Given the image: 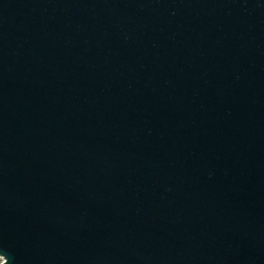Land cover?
Returning <instances> with one entry per match:
<instances>
[{"label": "water", "instance_id": "95a60500", "mask_svg": "<svg viewBox=\"0 0 264 264\" xmlns=\"http://www.w3.org/2000/svg\"><path fill=\"white\" fill-rule=\"evenodd\" d=\"M0 264H264V0H0Z\"/></svg>", "mask_w": 264, "mask_h": 264}, {"label": "rangeland", "instance_id": "374dc122", "mask_svg": "<svg viewBox=\"0 0 264 264\" xmlns=\"http://www.w3.org/2000/svg\"><path fill=\"white\" fill-rule=\"evenodd\" d=\"M3 258L0 256V263L2 262Z\"/></svg>", "mask_w": 264, "mask_h": 264}, {"label": "snow or ice", "instance_id": "6c2138e0", "mask_svg": "<svg viewBox=\"0 0 264 264\" xmlns=\"http://www.w3.org/2000/svg\"><path fill=\"white\" fill-rule=\"evenodd\" d=\"M4 264H7V261H5Z\"/></svg>", "mask_w": 264, "mask_h": 264}]
</instances>
